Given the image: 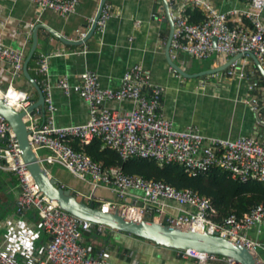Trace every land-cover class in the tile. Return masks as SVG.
<instances>
[{
	"label": "built area",
	"instance_id": "built-area-1",
	"mask_svg": "<svg viewBox=\"0 0 264 264\" xmlns=\"http://www.w3.org/2000/svg\"><path fill=\"white\" fill-rule=\"evenodd\" d=\"M40 12L52 11L61 18L75 13L80 0H27ZM172 11L174 31L170 55L183 53L197 60L212 56L232 59L238 54H252L264 70V0H247L244 10L220 12L210 0H167ZM202 13L203 21L190 23L187 9ZM112 16L111 5L105 3L96 21L95 33L102 34ZM79 32L77 41L86 38L91 25ZM215 40V45H214ZM26 53L22 48L14 50L0 43V62L7 64L14 77L22 75ZM48 58L36 57V74L43 78L41 91L44 96L42 121L27 113L33 104L28 93L8 86L0 91V98L17 112H25L28 143L36 153L46 150V164H57L73 177L88 182L92 190L104 187L115 193L118 203L103 202L99 208L115 212L134 220L153 221L170 227L188 228L195 232L217 235L233 242L251 253L258 264L261 245L247 236L252 228L264 225V204L252 207L242 217L231 214L220 222L213 220L215 211L209 198L190 190H178L173 186L140 176L126 174L119 166L104 167L83 151L75 150L70 142L80 146L100 140L105 148L115 151L122 161L131 158L151 159L159 166L177 164L183 166L189 176L205 174L212 168L227 172L233 181L254 180L264 185V135L260 138L242 136L234 140L206 138L195 127L178 130L161 112L163 89L150 84L147 71L140 65L128 69L117 90L103 89L97 74L86 70L80 76V84L71 86L67 78H60L56 87L64 94L75 92L89 106V119L85 124L59 127L55 124L54 107L50 88L44 84L48 75ZM225 77L245 78L234 61L225 71ZM251 90H259L252 80ZM13 94L12 97L9 95ZM130 102L132 108L119 111L106 107L108 103ZM264 102V101H263ZM257 97L248 102L251 111H257ZM37 114H41L36 112ZM0 170L13 174L19 193L16 200L17 213L34 211L40 219L41 229L49 240L43 247V257L30 264H107L105 251L92 254L83 244V236L96 227L103 233L105 227L92 225L61 210L56 202L43 195L24 164L15 134L0 116ZM129 195V203H124ZM88 197L86 201H89ZM172 202L191 212L177 217H164L161 202ZM162 206V205H161ZM152 207V209L150 208ZM10 222L11 219H8ZM34 242V238H30ZM183 259L196 264H230L225 258L186 250L178 252ZM0 264H18L13 251L0 245Z\"/></svg>",
	"mask_w": 264,
	"mask_h": 264
},
{
	"label": "crops",
	"instance_id": "crops-1",
	"mask_svg": "<svg viewBox=\"0 0 264 264\" xmlns=\"http://www.w3.org/2000/svg\"><path fill=\"white\" fill-rule=\"evenodd\" d=\"M210 1L220 12L244 10L248 5L247 0ZM99 3L100 0H80L75 13L61 18L52 11L39 13L27 0H0V43L14 50L23 48L27 54L32 31L38 24L45 25L67 40L77 41L79 32L85 31L95 17ZM106 3L111 5L112 16L104 32L94 33L83 46H68L44 29L37 31L35 55L49 57L44 84L50 88L57 126L82 125L89 119V106L78 94L71 92L66 95L56 87L60 78H67L69 84L75 86L80 84L82 73L92 70L103 89L117 90L125 72L140 65L148 72L150 84L163 89L161 112L176 129L192 126L206 138L224 140L242 136L260 138L264 135V78L250 57L243 56L239 62V71L246 73L245 78L225 77L226 70L198 78L181 77L166 61L169 25L164 22L166 14L161 0H106ZM170 11H173L171 7ZM171 60L188 75H194L222 67L231 59L212 56L200 61L176 53ZM35 69L36 58L32 69L36 80L31 77L41 87L43 78L36 74ZM252 80L258 82L259 90L250 89ZM8 86L28 93L33 103L37 99L33 87L23 75L14 77L11 68L0 62V91ZM254 97L260 101V106L253 112L248 102ZM106 107L125 111L131 109L132 104L108 103ZM33 118L38 121L43 119L42 114L37 113ZM36 154L42 158L43 166L58 181V185L74 191L77 198L85 197L87 200L92 196L96 205L119 202L112 190L104 187L92 190L88 182L73 177L59 165L46 164L44 159L50 155L48 151L38 150ZM18 193L15 176L0 170V245L15 253L18 264H30L43 257V247L49 236L41 229L40 219L34 211L17 213ZM129 202L128 195L124 203ZM155 207H162L165 218L191 212L187 207L167 201ZM247 236L261 245L258 257L264 261V225L252 228ZM30 238H34V242H30ZM83 244L91 249L92 254L105 251L107 264H196L194 260L181 258L178 251L108 229L100 233L94 227L83 236Z\"/></svg>",
	"mask_w": 264,
	"mask_h": 264
},
{
	"label": "water",
	"instance_id": "water-1",
	"mask_svg": "<svg viewBox=\"0 0 264 264\" xmlns=\"http://www.w3.org/2000/svg\"><path fill=\"white\" fill-rule=\"evenodd\" d=\"M105 3L106 0H100L99 8L94 17L91 28L86 38L82 41L67 40L43 24H38L34 27L32 31L31 46L25 56L22 66L23 77L29 82L37 94V99L27 109V113L30 116H33L36 112H39L42 115L44 114L43 93L40 86L29 73V64L34 58H36L35 54L38 45L37 31L39 29H44L53 38L68 46H83L95 33L96 21L99 18L101 9ZM161 4L166 14L164 22H167L169 25V36L165 48L166 61L169 67L173 69L177 75L184 78L203 77L223 72L234 61L237 63L240 62V59L244 56L243 54L234 56L224 66L215 70L194 75H188L185 73V71L174 64L171 60L169 52L174 31V23L168 1L161 0ZM172 10H175V7H172ZM248 57L253 60L256 68L264 78V70L260 66L257 59L252 54H248ZM0 116L4 118L15 134L21 158L38 189L49 200L56 202L61 210L78 219L90 222L92 225H99L110 231L128 234L153 243L159 247L175 250L178 252L190 250L201 254L219 256L227 259L230 264H258L255 257L253 256V253L217 235L199 233L188 228L170 227L168 225L153 221L134 220L133 218L129 219L119 214L117 211L113 213L102 211L99 206L95 204L96 199H94L92 196V199L89 201H86L85 197L77 198L74 191L71 189H63L58 185V181L52 178L47 169L43 166L42 158L38 156L30 147L27 138L29 132L24 122L25 112H17L13 107L0 98Z\"/></svg>",
	"mask_w": 264,
	"mask_h": 264
},
{
	"label": "trees",
	"instance_id": "trees-1",
	"mask_svg": "<svg viewBox=\"0 0 264 264\" xmlns=\"http://www.w3.org/2000/svg\"><path fill=\"white\" fill-rule=\"evenodd\" d=\"M186 15L190 23H200L204 19L202 13L195 9H187ZM34 66L35 58L29 64L33 78ZM70 145L96 162L103 161L104 167L119 166L126 174L137 175L145 180L163 181L178 190L190 189L209 198L216 222L231 214L242 217L252 207L264 204L263 184L254 180L233 181L227 172L218 168H212L205 174L189 176L183 166L177 164L159 166L154 160L136 158L122 161L115 151L103 147L100 140H94L86 146H80L73 140Z\"/></svg>",
	"mask_w": 264,
	"mask_h": 264
},
{
	"label": "bare ground",
	"instance_id": "bare-ground-1",
	"mask_svg": "<svg viewBox=\"0 0 264 264\" xmlns=\"http://www.w3.org/2000/svg\"><path fill=\"white\" fill-rule=\"evenodd\" d=\"M13 94H10L9 96L12 97Z\"/></svg>",
	"mask_w": 264,
	"mask_h": 264
},
{
	"label": "rangeland",
	"instance_id": "rangeland-1",
	"mask_svg": "<svg viewBox=\"0 0 264 264\" xmlns=\"http://www.w3.org/2000/svg\"><path fill=\"white\" fill-rule=\"evenodd\" d=\"M97 206H99V204H97Z\"/></svg>",
	"mask_w": 264,
	"mask_h": 264
}]
</instances>
